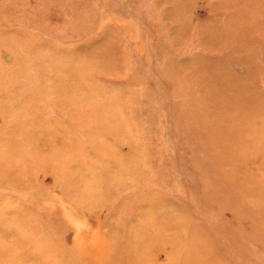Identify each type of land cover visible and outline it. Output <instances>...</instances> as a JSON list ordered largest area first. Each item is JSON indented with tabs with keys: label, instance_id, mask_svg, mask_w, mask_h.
I'll list each match as a JSON object with an SVG mask.
<instances>
[{
	"label": "rangeland",
	"instance_id": "obj_1",
	"mask_svg": "<svg viewBox=\"0 0 264 264\" xmlns=\"http://www.w3.org/2000/svg\"><path fill=\"white\" fill-rule=\"evenodd\" d=\"M263 114L264 0H0V264H264Z\"/></svg>",
	"mask_w": 264,
	"mask_h": 264
},
{
	"label": "bare ground",
	"instance_id": "obj_2",
	"mask_svg": "<svg viewBox=\"0 0 264 264\" xmlns=\"http://www.w3.org/2000/svg\"><path fill=\"white\" fill-rule=\"evenodd\" d=\"M12 1H13V0H12ZM22 1H23V0H22ZM27 1H28V0H27ZM10 2H11V1H10ZM25 2H26V1H25ZM43 2H44V1H43ZM110 2H111V1H110ZM20 3H21V2H20ZM26 3L28 4V2H26ZM45 3H46V2H45ZM120 3H121V2H120ZM11 4H12V3H11ZM23 4H25V3H23ZM133 4H134V3H133ZM25 5H26V4H25ZM28 5H29V4H28ZM40 5H41V4H40ZM121 5H122V4H121ZM121 5H120V6H121ZM128 5H129V4H128ZM22 6H23V5H22ZM22 6H21V7H22ZM31 6H32V5H31ZM9 7H11V6H9ZM166 7H167V6H166ZM35 8H36V10H40V9H37V7H35ZM39 8H40V7H39ZM120 8H121V7H120ZM123 8H124V7H123ZM252 8H253V7H252ZM30 9H31V8H30ZM104 9H105V8H104ZM114 9H115V8H114ZM125 9H126V8H125ZM129 9H130V8H129ZM28 10H29V9H28ZM32 10H33V9H32ZM36 10H35V11H36ZM118 10H119V12H120V9H119V8H118ZM35 11H34V12H35ZM105 11H106V10H105ZM111 11H112V10H111ZM115 11H116V10H115ZM124 11H125V10H124ZM29 12H30V11H29ZM34 12H33V14H34ZM36 12H37V11H36ZM113 12H114V10H113ZM38 13H39V12H38ZM116 14H117V13H116ZM242 15H243V14H242ZM123 16H124V15H123ZM194 16H196V15H194ZM48 18H49V17H48ZM112 18H113V17H112ZM128 18H129V17H128ZM209 18H210V17H209ZM199 19H200V18H199ZM202 19H203V18H202ZM207 19H208V18H207ZM234 19H235V18H234ZM125 20H126V19H125ZM108 21H110V20H108ZM108 21H107V22H108ZM126 21H127V20H126ZM210 21H211V20H210ZM52 22H53V21H52ZM52 22H51V23H52ZM59 22H60V21H59ZM129 23H130V21H129ZM41 24H42V23H41ZM112 24H113V23H112ZM136 24H137V23H136ZM50 26H51V25H50ZM181 26H182V25H180V27H181ZM130 27H131V26H130ZM184 27H185V26H184ZM259 29H260V28H259ZM111 31H112V30H111ZM111 31H110V32H111ZM113 32H114V30H113ZM238 32H239V31H238ZM251 33H252V32H251ZM134 34H135V33H134ZM249 35H250V34H249ZM107 36H108V35H107ZM110 36H111V35H110ZM113 36H114V35H113ZM134 36H135V35H134ZM185 36H186V35H185ZM146 39H147V38H146ZM180 39H181V38H180ZM183 40H184V39H183ZM188 40H189V39H188ZM201 40H202V39H201ZM204 40H205V39H204ZM249 40H250V39H249ZM186 41H187V40H186ZM186 41H185V42H186ZM140 42H141V41H140ZM198 42H199V41H198ZM89 43H90V42H89ZM212 46H213V45H212ZM88 48H89V47H88ZM91 48H92V47H91ZM91 48H90V49H91ZM217 48H218V47H217ZM88 50H89V49H88ZM221 51H222V50H221ZM223 51H224V50H223ZM240 51H241V50H240ZM85 52H86V51H85ZM235 52H236V51H235ZM74 54H75V53H74ZM80 54H81V53H80ZM84 54H85V53H84ZM216 54H217V53H216ZM224 55H225V54H224ZM73 58H74V57H73ZM70 59H71V58H70ZM200 59H201V58H200ZM67 60H68V59H67ZM229 61H230V60H229ZM241 61H242V60H241ZM237 62H238V61H237ZM146 63H147V62H146ZM148 63H149V62H148ZM232 63H233V62H232ZM241 63H243V62H241ZM244 63H245V62H244ZM242 67H243V66H242ZM237 68H238V67H237ZM244 69H245V68H244ZM168 70H169V69H168ZM202 70H203V69H202ZM155 71H156V70H155ZM201 72H202V71H201ZM213 72H214V71H213ZM156 73H157V72H156ZM168 73H169V72H168ZM211 73H212V72H211ZM237 73H238V72H237ZM214 74H215V73H214ZM159 76H160V75H159ZM241 76H242V75H241ZM249 77H250V76H249ZM160 78H161V77H160ZM231 78H232V77H231ZM154 79H155V78H154ZM161 79H162V78H161ZM204 79H205V78H204ZM242 81H245V80H242ZM251 82H252V81H251ZM246 83H247V82H246ZM213 84H214V83H213ZM213 84H212V85H213ZM219 84H221V83H219ZM235 84H236V83H235ZM208 85H209V84H208ZM212 85H211V86H212ZM238 86H239V85H238ZM55 88H56V87H55ZM220 88H221V87H220ZM209 89H210V88H209ZM213 89H214V88H213ZM213 89H212V90H213ZM235 89H236V87H235ZM53 91H54V90H53ZM208 91H210V90H208ZM215 92H216V91H215ZM209 93H210V92H209ZM217 93H218V92H217ZM223 93H224V92H223ZM225 93H226V91H225ZM221 95H222V94H221ZM222 96H223V95H222ZM223 97H224V96H223ZM223 97H222V98H223ZM219 98H220V97H219ZM226 99H227V98H226ZM226 99H225V100H226ZM225 100H224L225 103H226V101L228 102V100H226V101H225ZM231 100H232V99H231ZM229 101H230V100H229ZM220 102H221V101H220ZM222 103H223V102H222ZM228 103H229V102H228ZM228 103H227V104H228ZM223 104H224V103H223ZM227 108H228V107H227ZM78 111H79V110H78ZM73 112H74V111H73ZM77 113H78V112H77ZM261 113H262V112H261ZM71 114H72V113H71ZM73 114H74V113H73ZM263 115H264V114H263ZM262 137H263V136H262ZM232 139H233V138H232ZM232 139H231V140H232ZM234 141H235V140H234ZM230 144H231V143H230ZM261 144H262V143H261ZM228 145H229V144H228ZM239 145H240V144H239ZM263 145H264V144H263ZM240 146L242 147L243 145H240ZM233 147H234V146H233ZM207 153H208V152H207ZM208 156H209V155H208ZM201 157H202V156H201ZM258 157H259V156H258ZM197 158H198V157H197ZM211 158H213V157H211ZM219 159H220V158H219ZM192 160H193V159H192ZM202 160H203V158H202ZM204 161H205V159H204ZM218 161H219V160H218ZM192 162H193V161H192ZM205 162H206V161H205ZM197 163H198V162H197ZM208 163H209V162H208ZM214 163H215V162H214ZM218 163H219V162H218ZM221 163H222V162H221ZM209 164H210V163H209ZM212 164H213V163H212ZM193 165H195V164H193ZM199 166H200V165H199ZM212 167H213V166H212ZM205 168H206V167H205ZM178 169H179V168H178ZM190 169H191V168H190ZM202 169H203V168H202ZM202 169H201V170H202ZM180 170H181V169H180ZM215 170H216V169H215ZM177 171H178V170H177ZM186 171H187V170H186ZM209 171H210V170H209ZM204 172H205V171H204ZM213 172H214V171H213ZM230 172H231V171H230ZM206 173H207V171H206ZM206 173H205V174H206ZM209 173H210V172H209ZM228 173H229V172H228ZM176 174H177V173H176ZM189 174H191V173H189ZM189 174H188V175H189ZM229 176H230V174H229ZM233 177H234V176H233ZM203 179H204V178H203ZM232 180H233V179H232ZM232 180H231V181H232ZM233 182H234V181H233ZM185 184H186V183H185ZM244 184H245V183H244ZM240 185H241V184H240ZM241 187H242V186H241ZM243 187H244V186H243ZM234 189H235V188H234ZM247 190H248V189H247ZM191 193H192V192H191ZM242 194H243V193H242ZM243 195H244V194H243ZM245 196H246V195H245ZM247 197H248V196H247ZM248 198H249V197H248ZM250 198H251V197H250ZM212 200H213V199H212ZM182 242H183V241H182ZM183 243H184V242H183ZM182 245H183V244H182ZM182 248H183V247H182ZM187 248H188V246H187ZM188 250H190V249H188ZM242 250H243V249H242ZM193 251H194V249H193ZM191 252H192V251H191ZM114 253H115V252H114ZM195 253L197 254V252H195ZM188 254H190V253L188 252ZM184 255H185V254H184ZM191 256H192V255H191ZM191 256H190V258H192ZM184 257H185V256H184ZM187 257H188V256H187ZM190 258H189V260H191ZM195 258H196V257H195Z\"/></svg>",
	"mask_w": 264,
	"mask_h": 264
}]
</instances>
